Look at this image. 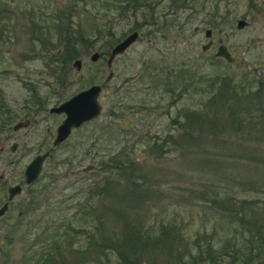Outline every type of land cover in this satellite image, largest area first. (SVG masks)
Instances as JSON below:
<instances>
[{
  "label": "rangeland",
  "instance_id": "1",
  "mask_svg": "<svg viewBox=\"0 0 264 264\" xmlns=\"http://www.w3.org/2000/svg\"><path fill=\"white\" fill-rule=\"evenodd\" d=\"M197 1L191 10L176 12L173 26L167 30H153L146 25L142 29L137 28L135 23L140 21L139 13L134 16L130 11L121 16L113 15L114 18L108 22V17H105L109 12L106 10L107 0H12L9 18L7 14L0 15V122L6 120L0 133V172L4 173L0 180V205L6 200L5 187L21 183L25 165L44 151H49L50 155L43 162L39 185L46 183L49 173L53 178L47 185L49 195L58 198L60 193H67L69 196L61 207H57L58 210L56 203L48 211L45 204H41L33 215L24 214L18 219L19 230L10 233L7 240L5 231L18 217L17 205L25 203L26 186L22 185V192L0 218V264H33L32 250L38 248L39 243L30 244L32 233L36 231L33 228L28 231L25 224L41 214L42 219L64 215L71 218L76 210V201L82 198L74 190L86 185L98 173V161L115 154L122 146L137 162V168L143 175V179L137 180L145 191L139 198L130 200L129 206H115L125 211L128 220L143 228L151 226L155 229L153 233L162 227H171L174 233L181 231L178 233L184 235V240L176 241L174 245L179 250L186 247L185 253L189 254H184V257H203L208 246L211 255L232 249L228 254H221L224 261L235 252L238 255L248 253L249 232L242 230L237 222L231 225L226 214L212 207L209 198L235 194L238 199H264L263 191L244 192L240 187L244 185L237 183L252 166L239 156L244 158V154L249 155L247 153H264V110H261L264 102L257 101L253 105L252 115L261 125H256L250 133H247L250 128H240L205 132L201 136L193 130L187 136L189 138L181 140L183 129L170 120L178 108L194 107L198 96L188 91L180 96L183 82L178 83L174 90L167 86V82H146L149 71H154L158 78L169 80L164 78L166 72L173 85L172 80L178 77L182 67L192 66L191 70L196 74L228 73L234 79L241 78L245 72L258 78L264 74V0H252L260 7L259 13L255 12L257 14L251 12L248 0H218L219 14L228 13L224 22L222 15H217L214 19L218 24L216 28L208 24V14L216 1ZM166 6V1L158 3L157 12H165ZM69 13L72 16L68 21ZM56 15L61 18V26L68 22L70 29L83 31L84 37L90 36V45L82 47L77 43L75 57L65 63L50 47V50L37 52L39 41L32 37L38 33L42 37L40 34ZM238 19L245 20L247 24L236 28ZM106 28L111 29L113 41L106 35ZM206 28L211 30L212 43L202 51L200 47L207 41L203 36ZM134 30L138 37L122 54L115 56L107 68L105 60L111 47ZM96 34L98 36L93 39ZM48 36L52 43L57 42V31L52 27ZM219 44L226 46L234 58L232 63L213 56ZM58 48L62 49V46ZM93 52L99 54L94 62L89 59ZM75 59L81 61L79 70L72 66ZM183 63L186 66H182ZM62 66L65 68V74H61L63 85H57L50 71L59 70ZM108 71H112V77L105 82ZM94 83L101 85L99 116L72 130L63 143L51 147L54 129L63 115L48 113V108ZM36 97L43 102L42 111L34 105ZM6 109L8 113H5ZM123 116L131 118L137 127L127 129L121 120ZM24 119L29 120L28 126L13 131L12 125ZM167 135L177 142L172 144L168 138L162 142ZM153 140L158 142V146L151 148L149 144ZM11 143H16L13 152L8 150ZM86 166L92 168L83 171ZM261 168L258 165L257 169ZM231 184L235 186L230 187ZM112 201L105 197L98 201L90 198L89 202L97 206V214L89 213L88 218L102 223L103 234L118 236L122 226L110 208ZM75 216L79 217L73 215V218ZM88 225L87 221L85 227ZM86 240V234L79 233L72 242L73 247L84 246ZM225 243L230 244L225 246ZM77 252L61 250L55 259H73L78 264H102L104 256H108L110 261L114 259L112 253H103L99 247L89 250L91 254L86 256ZM238 255L236 259L240 260Z\"/></svg>",
  "mask_w": 264,
  "mask_h": 264
},
{
  "label": "trees",
  "instance_id": "2",
  "mask_svg": "<svg viewBox=\"0 0 264 264\" xmlns=\"http://www.w3.org/2000/svg\"><path fill=\"white\" fill-rule=\"evenodd\" d=\"M107 1L106 10H109V12H107L105 17H108V22L114 18L113 15L121 16L125 12L130 11L134 16L136 13H139L140 21L139 23H135L138 26L137 28L142 29L146 25L154 28L153 30H167L171 28L175 21L174 16H176V12L185 11V9L191 10L196 7V3L198 2L197 0ZM162 1L167 2L166 11L159 14L156 8L158 7V3ZM215 1L214 7L211 8L212 12L208 14V24L213 28H216L218 25L214 20L217 15H222L220 17L224 18L222 20L224 22L228 13V11H225V13L219 14V2L218 0ZM227 1L230 2L231 0ZM10 2L12 0H0V15L7 14L9 18L8 14L12 12ZM248 6L251 8V12L259 13L260 7L252 0H248ZM68 15L69 21L72 15L70 13ZM166 16L171 17L167 19ZM1 18L2 16H0ZM60 19L56 15L54 20H51V24L45 27L43 34H40L42 37L39 36V33L36 35L32 34V37L39 41L37 52L47 51L50 48L55 49L62 63H65L75 57L77 43L82 45V47L90 45V36L84 37L83 31L70 29L68 22L65 26H61ZM51 27L57 31L58 40L55 44L50 41L48 36ZM33 29L34 27H32L31 32H33ZM110 30V28H106L105 33L113 41L114 37H111ZM97 36L98 34L93 39ZM59 45L62 46V49L58 48ZM32 47H35V45L33 44ZM183 64L182 66H186V64ZM192 67H182L183 69L179 71L178 77L176 76L172 80L173 85L170 84L171 80L166 72L164 78L166 77L169 80L161 77L158 78L159 76L154 71H149L150 74L147 73V83L152 82L157 84L159 81L167 82V86L174 90L179 85L178 83L183 82L180 96L182 92L187 91L193 92L195 96H198V101L194 102V107L178 108L175 116L170 120L171 123H176L179 128L183 129V135L180 136L181 140L189 138L187 136L193 130L201 133V136L205 132L208 133L216 130H219L217 132H223L240 128H250L247 131V133H250L256 125H261V123L256 122L254 119L252 110L253 105L257 101H260L259 103L261 101L264 102V74L261 78H258L253 73L251 75V73L245 72L241 78L234 79L228 73L202 74L199 72L200 74H196L195 71L191 70ZM50 73L54 75V81L57 85L63 83L61 76L65 74L64 66L60 67L59 70L52 69ZM126 81L130 80L126 79ZM42 103V100L36 97L34 105L40 111L43 110ZM261 107V110H264V105ZM141 109L145 110V107ZM8 112V109H6L5 113ZM9 116L11 115L9 114ZM5 124L6 120L2 119L0 122V133L4 129ZM167 138L171 140L172 144L177 142L170 135H167L166 139H163L162 142L166 141ZM149 146L151 148L157 147L158 142L156 140L150 141ZM247 154L249 155L244 154V158L241 156L239 158L247 161L246 164L252 165L254 168L251 166L248 169L249 173L241 175L242 179H239L237 183L244 185L240 186L244 192H264V153ZM230 157L233 158L232 156ZM258 165L262 167L261 170L257 169ZM97 168L98 173L86 185H83L84 188L80 187L78 190H74L78 191L77 193L82 198L76 201V210L71 218L69 215H64L55 219H52L51 216L42 219L43 214H41L36 219H31L25 224L24 227L28 231L31 228L36 231L32 233L33 241L30 244L39 243V247L32 250L33 264H78L77 260H65L64 258L57 260L55 257L60 256L61 250H67L68 253L75 250L78 251L77 253H83L81 254L82 256H86L88 253L91 254L89 250L92 248L97 249L98 247L101 248L103 253L104 251L112 253L114 258L110 261L108 256H104L102 264H236L237 262L245 264L253 258L257 259L264 254V199H238L235 194L223 197L215 195L209 198L212 207L221 214H226L225 216L231 225L237 222L242 230L249 232L246 245L250 249L247 254L241 253L238 255L235 252L231 254L232 256L227 261H224L221 256L227 252H231L232 249L230 251L225 250L223 251L224 253L216 252V254L211 255L208 246L203 257H194L193 255L184 257V254H189L185 253L186 247L179 250L174 245L176 241L181 242L184 240V235L178 233L181 231L174 233L173 228L162 227L156 233H153L152 230L155 229L151 226L143 228L138 223H132L125 216V211L115 208L116 205L129 206L130 200L139 198V195L145 192L143 186L137 180L138 178L143 179V175L138 170L137 162H135L126 147L122 146L115 154L98 161ZM50 175L47 173V180L44 184L39 185L37 179L32 184L26 185L25 203L18 204L16 208V211H20L21 214L16 217L14 224L5 231L6 239L10 233L19 230L20 221L18 219L20 220L25 216L24 214L34 213L36 209H39L41 204H45V209L48 211L50 210L49 207H52L56 203V210H58L57 207H61L64 201L69 198L67 193H60L58 198H53L49 195L47 185L52 182L51 179L53 180ZM234 186V184L230 185V187ZM104 197L113 200L110 208L119 221H121L122 230L118 236L103 234L101 230L102 223L98 224V222L89 221V213L90 215L91 213L97 214L95 212L97 206L95 204L92 205L89 199L92 198L98 201ZM73 215H78L79 217L75 216L73 218ZM94 217L96 218V216ZM87 221L90 231L85 227ZM75 233L86 234L87 240L84 246L79 248L77 246L73 247L72 242L78 235L75 236ZM23 235L26 236V234ZM229 244L225 243V246ZM251 248L253 249V253L251 252ZM242 254L244 257H242ZM237 255L238 257L240 256L241 261L236 259Z\"/></svg>",
  "mask_w": 264,
  "mask_h": 264
},
{
  "label": "water",
  "instance_id": "3",
  "mask_svg": "<svg viewBox=\"0 0 264 264\" xmlns=\"http://www.w3.org/2000/svg\"><path fill=\"white\" fill-rule=\"evenodd\" d=\"M247 22L243 19H238L236 21V28L240 29L244 27ZM204 38H207V41L201 45L200 49L202 51L207 50L211 43V30L209 28L204 29L203 31ZM138 37L137 31H132L128 35L124 36L121 40L116 42L110 49L106 60L105 66L109 68L111 66V62L113 58L119 54H122L125 49L135 41ZM213 56L216 58H221L227 63H232L234 58L231 56L226 46L223 44H219L216 46ZM99 58V54L97 52H93L89 59L94 62ZM72 66L79 70L81 67V61L79 59H75L72 62ZM112 77V71H108L104 81L107 82ZM101 92L100 84H91L87 88L79 90L74 93L66 100L60 102L55 106H51L48 108V113L54 114H63V118L56 125L54 129V136L51 141V147H55L61 143H63L66 138L69 136L73 129L79 128L82 124L89 122L90 120L97 118L101 111V106L98 102V95ZM123 125L127 129H135L137 127L136 123L129 117L123 116L121 118ZM29 124L28 119H24L21 121H17L12 125V130H18L20 128H25ZM16 148V143H11L8 147L10 152H13ZM49 152L45 151L43 153L36 154L33 156L30 161L25 165L22 171V181L21 183H14L12 185H7L5 188L6 200L0 205V217H2L8 210L9 202L13 201L21 192L22 185H30L35 182L42 170V165L44 160L48 157ZM91 166H86L83 168V171L90 170ZM4 177V173L0 172V180ZM21 214L18 211L17 215ZM246 264H264V255L255 260L248 262Z\"/></svg>",
  "mask_w": 264,
  "mask_h": 264
},
{
  "label": "flooded vegetation",
  "instance_id": "4",
  "mask_svg": "<svg viewBox=\"0 0 264 264\" xmlns=\"http://www.w3.org/2000/svg\"><path fill=\"white\" fill-rule=\"evenodd\" d=\"M121 39H122V38H121ZM121 39H120V40H121ZM118 41H119V40H118ZM118 41H117V42H118ZM62 115H63V114H62ZM80 127H81V126H80ZM80 127H79V128H80ZM76 129H78V128H76ZM73 130H74V129H73ZM69 135H70V134H69ZM67 138H68V137H67ZM67 138H66V139H67ZM44 152H45V151H44ZM48 152H49V151H48ZM48 156H49V155H48ZM5 188H6V187H5ZM11 202H12V201H11ZM11 202H9V204H10ZM16 212H17V211H16ZM4 215H5V214H4ZM4 215H3V216H4ZM3 216H2V217H3ZM2 217H0V218H2ZM255 260H257V259H255ZM255 260H254V261H255ZM249 262H251V261H249ZM247 263H248V262H247ZM245 264H246V263H245Z\"/></svg>",
  "mask_w": 264,
  "mask_h": 264
}]
</instances>
